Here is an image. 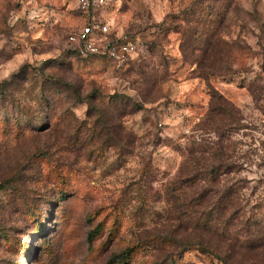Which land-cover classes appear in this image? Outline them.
<instances>
[{
	"label": "rangeland",
	"instance_id": "374dc122",
	"mask_svg": "<svg viewBox=\"0 0 264 264\" xmlns=\"http://www.w3.org/2000/svg\"><path fill=\"white\" fill-rule=\"evenodd\" d=\"M76 6L0 0V264H264V0H113L123 63L68 52Z\"/></svg>",
	"mask_w": 264,
	"mask_h": 264
},
{
	"label": "built area",
	"instance_id": "2783aa9c",
	"mask_svg": "<svg viewBox=\"0 0 264 264\" xmlns=\"http://www.w3.org/2000/svg\"><path fill=\"white\" fill-rule=\"evenodd\" d=\"M82 14L80 27L66 35V43L81 57L106 58L125 62L137 50V45L122 34L108 38V25L101 10L113 0H76ZM234 133L237 147L233 162L240 166L243 177L264 181V113L245 116Z\"/></svg>",
	"mask_w": 264,
	"mask_h": 264
},
{
	"label": "trees",
	"instance_id": "16d2710c",
	"mask_svg": "<svg viewBox=\"0 0 264 264\" xmlns=\"http://www.w3.org/2000/svg\"><path fill=\"white\" fill-rule=\"evenodd\" d=\"M76 10H77L78 15H79V17H80V21H82V20H81V18H82L81 15H82V14L80 13V11H79L77 8H76ZM65 41H66V39H65ZM66 48H67V49H68V48L70 49L71 47H66ZM69 49H68V52H71V53H73V54L79 56V55L76 53L75 50H73L72 48H71V50H69ZM94 58H99V57H94ZM100 59H105V60H106V58H100ZM107 60H109V59H107ZM109 61H110V60H109ZM258 113H259V114L264 113V110H260V109H259ZM241 119H242V118H239L238 120L241 121ZM241 125H242V124H241V122H240L239 127H240ZM232 162H233V160H232ZM233 165L235 166V165H238V164H236V163L233 162ZM238 167H239L238 169L240 170V166H239V165H238ZM0 187H1V185H0ZM159 238H160V239H163L162 237H159Z\"/></svg>",
	"mask_w": 264,
	"mask_h": 264
}]
</instances>
